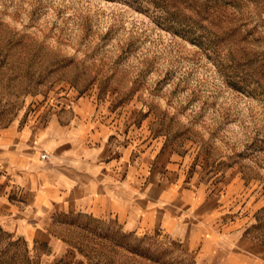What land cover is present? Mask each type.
Here are the masks:
<instances>
[{"label":"rangeland","instance_id":"rangeland-1","mask_svg":"<svg viewBox=\"0 0 264 264\" xmlns=\"http://www.w3.org/2000/svg\"><path fill=\"white\" fill-rule=\"evenodd\" d=\"M69 125L108 131L105 161L145 155L151 197L199 194L213 231L35 219L0 159V264H264V0H0V138L35 134L32 167L60 165L45 135Z\"/></svg>","mask_w":264,"mask_h":264},{"label":"crops","instance_id":"crops-1","mask_svg":"<svg viewBox=\"0 0 264 264\" xmlns=\"http://www.w3.org/2000/svg\"><path fill=\"white\" fill-rule=\"evenodd\" d=\"M4 133L0 131V136ZM26 133L28 131L25 135H22L23 131L11 135L9 132L5 140L0 138V159L9 167L15 185L30 184L35 191L26 214L42 219L65 210H85L100 217L122 218L130 231L162 226L176 236L188 239L192 246L208 240L200 239L212 230V215L204 213V209L199 212V194L191 197L187 191L180 193L170 189L151 197L153 186L141 187V180H146L149 174L145 155L141 165L128 164L131 154L128 148L120 153V157L103 160L102 147L106 144L108 131L102 134L101 130L90 131L84 126L70 125L62 126L60 131H46V138L55 142L57 149L62 147L60 156L64 162L47 166L49 161H43L44 164L38 162L33 167L31 146L37 136ZM126 164L121 177L120 172ZM10 205L13 213L20 211L19 206ZM13 220L16 228L19 224L28 230L35 226L29 221ZM26 228L22 229L29 232ZM211 244L212 241H207L206 248Z\"/></svg>","mask_w":264,"mask_h":264},{"label":"built area","instance_id":"built-area-1","mask_svg":"<svg viewBox=\"0 0 264 264\" xmlns=\"http://www.w3.org/2000/svg\"><path fill=\"white\" fill-rule=\"evenodd\" d=\"M41 156H42V158H43V159H45V158H48V157H49V155H48L47 153H43V154H41Z\"/></svg>","mask_w":264,"mask_h":264}]
</instances>
